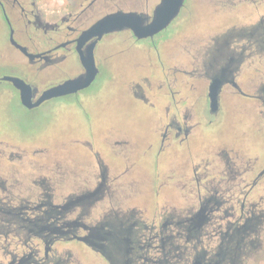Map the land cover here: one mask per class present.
I'll list each match as a JSON object with an SVG mask.
<instances>
[{"label": "flooded vegetation", "instance_id": "af4514ba", "mask_svg": "<svg viewBox=\"0 0 264 264\" xmlns=\"http://www.w3.org/2000/svg\"><path fill=\"white\" fill-rule=\"evenodd\" d=\"M135 1L139 7L126 5L124 0H67L61 6L53 0H0V30L4 25L8 38L0 51V62L9 68L5 74L29 83L34 90L33 100L44 89L82 75L80 55H86L96 40L92 37L79 43L83 32L106 14L118 11L140 14L148 22L159 1L154 6L147 0ZM216 10L214 6L212 12ZM232 24H207L208 39L196 54L179 66L167 65L172 80L178 79L182 96L176 99L171 89H166L167 105L156 131L159 144L150 146L156 159L151 169L142 165L138 156L130 160V155L141 152L135 146L130 153L110 150L124 148L125 142L115 141L108 150L123 162V168L105 162L101 152L94 153L97 167L89 186L68 193L60 201L53 200L44 181L40 183L44 192L35 200L9 195L0 176V264H67L69 252L64 258L57 257L55 251V245L63 242L80 244L99 255L105 264L242 263L257 243L250 235L264 220V162L258 165L256 159L249 161L237 139L228 141L217 135L211 140L202 138L204 131L219 124L227 109L248 115L252 105L257 104L253 107L255 115L264 121V71L260 68L264 59V17L241 27ZM158 34L137 39L127 28L104 34L92 47L98 68L93 82L40 105L53 99L77 98L92 87L100 77V44L106 38L131 40L116 48L117 57L125 51L137 53L132 48L136 43L144 44L138 52L146 54ZM238 41L244 42L235 44ZM247 59L257 64H244ZM139 80L142 83H134L132 95L144 98L142 86L148 83L149 89L150 83L147 77ZM212 84L217 85L214 111L208 96ZM11 88L20 103L18 90ZM199 101L205 104L207 118L201 125V118L198 120L188 107ZM200 152L209 154V158L199 160ZM0 156H7L4 149H0ZM126 176L130 177L129 185H141L134 202H142L143 209L137 205L124 210L110 207L119 180ZM99 200L100 214L85 220L90 207ZM150 206L153 209L149 212Z\"/></svg>", "mask_w": 264, "mask_h": 264}, {"label": "rangeland", "instance_id": "374dc122", "mask_svg": "<svg viewBox=\"0 0 264 264\" xmlns=\"http://www.w3.org/2000/svg\"><path fill=\"white\" fill-rule=\"evenodd\" d=\"M66 1L53 0L57 6ZM124 1L126 5L140 6L135 0ZM147 1L154 6L159 0ZM254 1L185 0L179 16L155 37L153 48L156 49L152 48L146 54L138 52L143 50L144 44L136 43L132 48L137 53L125 51L115 57L116 48L130 44L131 40L119 36L106 38L100 44V77L77 98L53 99L27 109L19 103L11 84L0 81V149L7 154L6 157L0 156V176L9 195L35 200L44 192L40 186L43 181L54 201H60L70 192L84 189L89 186L97 167L94 153L100 155L101 152L105 162L123 168V162L108 150V146L114 145L115 141L125 142L124 148L114 147L110 150L119 154L129 150L127 153H130L135 146L141 152L130 155V160H136L138 156L137 160L151 169L156 159L151 154L150 146L159 144L156 131L161 126L159 118L167 105L166 89L170 88L176 99L182 96L178 79L172 80L173 75L169 74L167 65L179 66L196 54L208 39L207 24L228 22L241 27L243 23L253 24L264 17V0ZM214 6L217 10L213 13ZM2 27L0 51L8 40L6 27ZM116 43L121 45L111 48ZM250 61L247 59L244 64ZM251 63L257 64L256 60ZM159 64H163L164 68L160 66L159 69ZM260 68L264 71V59ZM8 69V65L0 62V77ZM139 77H147L150 83L149 89L148 83L142 86L146 91L145 94L142 92L144 98L132 95L134 83H142ZM159 87L161 90L158 93ZM225 103L222 104L225 106ZM254 105L248 110V115L227 109L221 115L219 124L204 131L202 138L211 140L217 135L226 137L223 139L228 141L237 139L239 145L244 146L249 161L256 159L260 165L264 162V121L260 115H255ZM188 107L196 113L198 120L201 118L200 125L207 120L203 101L188 104ZM204 155V152H200L202 158L199 160L210 156ZM129 181V176L119 180L120 187L112 205L107 203L108 206L122 210L135 205L144 208L142 202H134L141 185H129ZM151 207L149 212L153 209ZM99 214L100 200L90 207V214L84 219L90 221ZM250 237L257 240L256 246L240 264H264V220L259 230ZM55 247L57 257L65 258V252H69L67 264H105L99 255L76 242L58 243Z\"/></svg>", "mask_w": 264, "mask_h": 264}, {"label": "water", "instance_id": "95a60500", "mask_svg": "<svg viewBox=\"0 0 264 264\" xmlns=\"http://www.w3.org/2000/svg\"><path fill=\"white\" fill-rule=\"evenodd\" d=\"M183 4L184 0H159L153 9L150 20L146 23L143 16L134 12L118 11L101 17L84 31L79 39L80 43L92 37H96V40L90 44L88 53L86 55H80L84 73L44 89L34 100L32 98L34 90L24 79L15 75L5 74L0 77V80L10 82L11 85L18 90L20 103L27 109L35 108L42 102L51 98L73 94L87 88L95 79L98 68L95 65L92 47L104 34L127 28L133 32L137 39L152 38L171 24L178 16ZM17 46L24 50L23 47ZM208 96L210 109L214 111L218 104L216 84H212L209 87ZM78 238L84 239V237Z\"/></svg>", "mask_w": 264, "mask_h": 264}]
</instances>
